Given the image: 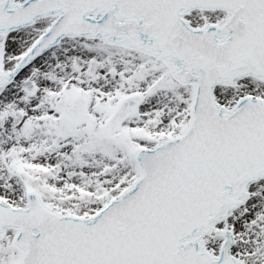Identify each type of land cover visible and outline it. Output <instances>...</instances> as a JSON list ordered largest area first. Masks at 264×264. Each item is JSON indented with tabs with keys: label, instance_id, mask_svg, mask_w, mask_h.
Here are the masks:
<instances>
[{
	"label": "snow or ice",
	"instance_id": "6c2138e0",
	"mask_svg": "<svg viewBox=\"0 0 264 264\" xmlns=\"http://www.w3.org/2000/svg\"><path fill=\"white\" fill-rule=\"evenodd\" d=\"M0 264H264V0H0Z\"/></svg>",
	"mask_w": 264,
	"mask_h": 264
}]
</instances>
